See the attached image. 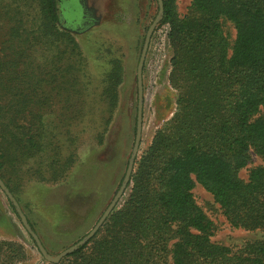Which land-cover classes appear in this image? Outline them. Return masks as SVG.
Listing matches in <instances>:
<instances>
[{"label":"trees","instance_id":"trees-1","mask_svg":"<svg viewBox=\"0 0 264 264\" xmlns=\"http://www.w3.org/2000/svg\"><path fill=\"white\" fill-rule=\"evenodd\" d=\"M163 6L175 112L136 161L127 199L57 264H264V240L237 249L214 241L216 225L194 195L200 184L233 228L264 230V166L241 176L253 153L264 160V0H191L184 16L177 0ZM74 32L59 0H0L2 179L65 177L86 132L106 146L124 66L109 58L90 87ZM22 248L1 241L0 264Z\"/></svg>","mask_w":264,"mask_h":264},{"label":"rangeland","instance_id":"rangeland-1","mask_svg":"<svg viewBox=\"0 0 264 264\" xmlns=\"http://www.w3.org/2000/svg\"><path fill=\"white\" fill-rule=\"evenodd\" d=\"M86 2L99 20L73 35L84 56L88 57L87 80L93 82H89V86L100 82L102 74L110 66L109 58L120 57L124 66L119 104L105 136L106 146L104 149L103 146H96V142L89 137L91 133L86 132V138L78 151V159L65 177H45L47 180L40 178V181L37 177L3 179L14 189L13 194L20 200L22 211L52 256H57L84 238L119 189L124 171L122 161L126 158V153L130 152L129 161L134 145L132 134L136 126L138 105L137 67L147 31L159 17L158 0ZM190 4L191 0H177V12L181 16L188 14ZM226 28L234 36L233 26L228 23ZM168 32V25H156L146 56L143 69V129L137 160L151 144L157 129L171 119L176 109L177 91L169 82L172 51ZM260 165L264 166V160L253 153L247 168L241 171V176L247 179L250 169ZM129 192L130 188L117 207L123 204ZM194 195L197 203L216 225L214 241L237 249L248 241L264 240V230L233 228L213 196L200 184L195 186ZM0 198L7 201L14 219L22 228L24 240L20 245L24 247L25 255L20 262L48 264L1 188Z\"/></svg>","mask_w":264,"mask_h":264},{"label":"water","instance_id":"water-1","mask_svg":"<svg viewBox=\"0 0 264 264\" xmlns=\"http://www.w3.org/2000/svg\"><path fill=\"white\" fill-rule=\"evenodd\" d=\"M159 5V17L153 21L151 26L149 27L145 41L143 44L142 52L140 55L138 67H137V83H138V105H137V120H136V133H135V141L132 149V153L130 156V159L128 161V165L125 171V175L123 178V181L110 201L109 205L105 209L102 216L99 218L95 226L91 229V231L81 240L76 242L74 245L70 246L69 248L65 249L64 251L60 252L57 256H52L45 246L43 245L42 241L40 240L38 234L34 231L32 226L29 223V220L25 213L22 211L20 207V203L18 202L17 198L14 196V194L10 191V189L5 184L4 180L0 177V188L5 193L8 200L13 204V206L16 208L18 216L22 222V225L25 227V229L28 231V233L31 235L33 240L36 243V246L41 253V255L45 258L46 261L49 263L57 264L62 259H64L66 256L74 253L76 250H78L80 247L85 245L87 242L90 241L100 230V228L103 226V224L106 222L108 217L111 215V213L114 211V209L117 207L121 199L124 197L127 189L129 188L131 181H132V174L134 172L135 163L138 157L140 144L142 140V129H143V109H144V84H143V69L146 61L147 52L150 46L151 37L154 31V28L159 23V21L162 19L163 12H164V6H163V0H158Z\"/></svg>","mask_w":264,"mask_h":264},{"label":"crops","instance_id":"crops-1","mask_svg":"<svg viewBox=\"0 0 264 264\" xmlns=\"http://www.w3.org/2000/svg\"><path fill=\"white\" fill-rule=\"evenodd\" d=\"M0 242L6 241L15 244L16 248L23 242L24 236L22 234V228L14 219L13 214L11 213V207L7 204V201L0 198ZM24 251V247L22 248ZM9 256V259L6 264H28L20 262L23 256L25 255L24 252L21 254L14 256L12 253ZM9 251V252H10Z\"/></svg>","mask_w":264,"mask_h":264},{"label":"flooded vegetation","instance_id":"flooded-vegetation-1","mask_svg":"<svg viewBox=\"0 0 264 264\" xmlns=\"http://www.w3.org/2000/svg\"><path fill=\"white\" fill-rule=\"evenodd\" d=\"M59 3L61 21L76 31L99 20L95 11L88 8L86 0H59Z\"/></svg>","mask_w":264,"mask_h":264}]
</instances>
